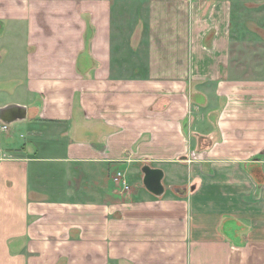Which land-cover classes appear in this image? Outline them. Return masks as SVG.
Instances as JSON below:
<instances>
[{
    "label": "crops",
    "instance_id": "crops-1",
    "mask_svg": "<svg viewBox=\"0 0 264 264\" xmlns=\"http://www.w3.org/2000/svg\"><path fill=\"white\" fill-rule=\"evenodd\" d=\"M7 107L0 264H264V0H0Z\"/></svg>",
    "mask_w": 264,
    "mask_h": 264
},
{
    "label": "water",
    "instance_id": "water-1",
    "mask_svg": "<svg viewBox=\"0 0 264 264\" xmlns=\"http://www.w3.org/2000/svg\"><path fill=\"white\" fill-rule=\"evenodd\" d=\"M11 111H13L12 107L0 109V121L9 123L14 119L19 118V115L16 113H14L12 116L4 115V113ZM141 172L143 173L142 183L144 188L156 196H161L164 193V185L162 183L164 177L163 170L158 167H152L145 163L141 167ZM175 191H177L179 194H182L181 189L179 188H176Z\"/></svg>",
    "mask_w": 264,
    "mask_h": 264
},
{
    "label": "built area",
    "instance_id": "built-area-1",
    "mask_svg": "<svg viewBox=\"0 0 264 264\" xmlns=\"http://www.w3.org/2000/svg\"><path fill=\"white\" fill-rule=\"evenodd\" d=\"M8 129H9V124L0 121V132H6ZM190 155H191L190 158H194V156H195L194 152H192ZM119 174H120V173H118V175H119Z\"/></svg>",
    "mask_w": 264,
    "mask_h": 264
},
{
    "label": "rangeland",
    "instance_id": "rangeland-1",
    "mask_svg": "<svg viewBox=\"0 0 264 264\" xmlns=\"http://www.w3.org/2000/svg\"><path fill=\"white\" fill-rule=\"evenodd\" d=\"M243 1L245 2L246 0H243ZM254 1H256V0H254ZM126 179H127L128 183H134L131 175H128V177ZM163 183H165L164 179H163Z\"/></svg>",
    "mask_w": 264,
    "mask_h": 264
}]
</instances>
